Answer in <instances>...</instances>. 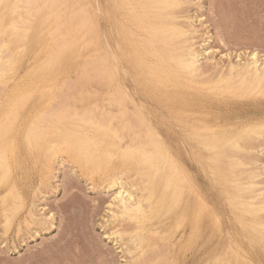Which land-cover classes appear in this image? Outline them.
<instances>
[{"label":"rangeland","instance_id":"rangeland-1","mask_svg":"<svg viewBox=\"0 0 264 264\" xmlns=\"http://www.w3.org/2000/svg\"><path fill=\"white\" fill-rule=\"evenodd\" d=\"M15 1H17V5H20L17 12L21 14L23 21L18 27H22V29L21 31L16 32L6 29L7 33H11V35L8 34V38L15 41L14 47L16 49L9 50V52L3 51V55L9 56L12 52L14 53L15 56L10 62L12 66L18 68L20 73L18 76L19 81H21L24 87L31 86L33 83L37 82L41 85H46L47 82L44 81H48L47 86H49L52 91L46 92V95L50 94L53 99L56 97L55 95H57V98L54 99V104H58V106L61 105L62 101L63 103L65 102L69 104L70 110L68 113L70 115L75 109H77L78 112H83L86 108V115L90 114L91 116L93 114L92 116H95V119L93 120H96L97 118L98 122L100 119L103 120L106 118L104 117L105 114L110 117L109 115L117 109V106L112 99V94L115 93V82L111 81L107 76L99 74L100 71L98 69L97 59L100 52L98 49L100 38H97L96 36L93 23L90 26L91 30L87 32L86 27L81 23V12L78 11L85 5L86 0H67V7L63 9L64 13H62L65 22L61 25H58L60 21L56 20L54 18L55 16L49 13V7L30 8L25 4V0H6L5 4H12V2ZM43 1L44 0H39L37 4L48 5ZM233 2L244 3L245 0H233ZM251 2L258 4V0H251ZM92 5L91 11L93 12V2ZM74 10H77V12L74 13ZM68 13L70 16L67 15ZM177 14L179 15V13ZM239 15L241 18V24L238 29L237 40L231 49L233 53L232 59H222V52L214 54L212 56L213 62L219 63L215 68V72V70L213 71L211 69L212 67L210 66V63L206 61V56H203L204 59L202 65L204 67L207 65L206 67H208L204 77L202 76L203 78H205V76L208 78H201L204 81L201 79H196L195 81L181 79L170 84L163 82L155 83L150 78V82L142 80L144 83L137 84L138 86H136L135 92L141 97V99H147L146 107L152 112L149 119L152 120L153 127L161 134L165 143L170 145L175 144L177 132L174 129L195 131L203 137L201 143H204V141H208L209 137H212L215 134L224 133L226 136H235L240 130H243L245 126L258 125L262 113L260 104L249 100L237 99L236 97L241 95L247 96L253 93L258 94L261 85H247L249 81L252 82V80H250L251 78L245 76L243 80V77L241 78L242 73L237 69L230 71L228 65L230 63L234 64L238 60H241V62L249 60V49L245 46L252 43L251 40L247 39L249 32H252L256 37L254 47L259 46L260 11L258 7L255 9L241 8L239 9ZM14 16L15 14L12 13L11 9L5 13L4 9L0 8V17L3 20L1 26L4 28L8 20ZM178 18H181V16ZM177 22H179V20ZM180 23H182V21ZM56 26L57 30H55ZM212 33L213 34L211 35H207L206 38L193 37L196 42L195 46L201 51L204 49L208 50L209 46H219L214 35V29L212 30ZM60 45H63V48L61 51H58ZM50 52L52 55L56 56L54 60H57L52 62V66L49 69L46 64ZM241 56L242 58H238ZM25 60L26 62L24 64ZM39 68H41L43 75L36 74V71ZM44 68L46 69L44 70ZM208 72L210 73L208 74ZM239 77L243 81L238 84V80L240 81ZM30 78H32V81ZM62 79L65 82L64 84H62ZM66 82L69 83V85L66 84ZM77 82L81 83L78 84ZM77 84L79 86H77ZM210 88L215 89V93L210 92ZM44 95L45 93L38 95L39 97L33 95L32 98L21 100L19 117L15 120L13 126L16 127L18 125L25 108L30 105L34 99L41 101L44 98ZM65 95L70 96L66 98ZM137 95H135L134 98H136ZM128 106L130 110L134 112L137 111L136 103L128 101ZM81 108L84 109L82 110ZM57 114L58 113L55 115ZM52 120V123L56 124L54 117ZM100 123L102 122L100 121ZM70 124L71 119H67L66 127L68 129L72 128ZM116 124H118L117 121ZM85 127L88 128L90 125H86ZM212 129H215L216 131L213 132L211 131ZM123 134H125V138L128 137V131H123L121 135ZM50 137L53 140L58 139L57 133L53 131H51ZM249 142V139L245 140L243 143L245 144L244 147H247ZM249 144L251 145V143ZM252 145L253 148L248 146L249 148L247 147V149L249 150H245L247 153L250 151L249 154L251 156L253 155L251 151L254 150L253 152L257 159L255 156H252V158L255 159L253 160L251 158L252 160H250L247 153L246 155H241L244 160L241 156L239 157L243 160L242 162L249 158L248 161L245 162L247 163L246 166L249 165V161H251V165L252 161L256 160V165L251 167L257 170L256 173L259 175V178H252L253 169L250 165L249 167H245L243 165L245 163L241 164V166H244L245 168L238 167L235 171L236 173L237 171L238 173H241L242 169L243 171L246 168L247 170L248 168L252 169L251 171L248 170L251 174L250 172H246L247 170L244 171L251 175L248 179H241L242 177L240 176L241 178L238 180H244L243 183H256L259 181L261 183V181H263L262 187H264V180L260 179L262 174L261 170L264 169V157L261 156L260 152L262 147L260 137L255 143L253 142ZM61 149H63V147H61ZM190 150L191 149L189 148V151ZM245 150L242 151V153L246 152ZM36 155L38 160H43L48 159L50 155H52V152H47L46 149L41 148L36 151ZM184 155L187 156V152H185ZM59 156H61L63 160L60 165L53 163V176L49 183L40 185V176L45 168L37 166L36 164L33 166V163V169L32 167L29 168L32 170L30 173L33 174L28 173L26 174L27 177L26 175L20 176V179L22 180L21 184H27V189L25 190L24 188L26 191V194L24 195L25 207L27 206V209H24L22 212L27 213L33 211L36 215L34 220L35 223H32L31 225L22 223V226L20 227L22 229L19 232L18 222H20V219L18 217H15L14 220L7 225L2 221L4 220L3 217L0 218V261H11L12 264H40V262H47L49 260L57 261L66 258L64 257V253L69 247L78 244L88 245L95 235V232L98 229L99 220L96 222V227H93L92 232L89 233L88 228L92 227V217L90 213H87L86 209L81 207L78 203H66L63 200L62 193L57 192L54 188L55 181L58 177L62 178L64 175H67L69 171L75 170L74 158L72 156L69 157L70 155L67 153H61ZM32 160L34 161V159H29L30 162H32ZM220 165L221 161L219 160L217 170L221 179L226 183L228 191L234 192V189L232 188L234 185L228 183L231 178L227 179L225 176L221 175ZM13 170V174L16 173L13 176L18 177V174L20 173L19 169L14 167ZM241 175H243L244 178V174ZM32 176L33 179H29L28 183L27 178ZM38 176L40 179L37 178ZM105 176L106 173L104 168L102 172L99 171L96 176L95 187H92L89 184V176L86 174L79 177V180L82 181V185L78 186H82L89 191L88 199L90 201H98L100 204H103L111 199V194H114L116 190L118 191V187L109 184L106 181ZM107 178L116 180L117 177L112 178L110 176ZM226 179L229 181L226 182ZM118 183L119 181H117V184ZM240 183H242V181ZM31 184L37 189V192L34 193V190H31ZM42 189L44 193L42 192ZM162 190H165V187H162V184H160L155 193H159ZM249 191L251 192L252 189ZM250 192H244L242 198L247 199L248 197L253 196ZM9 199L11 202L12 197H9ZM254 202L257 204V201ZM194 206V198L190 200L188 196H185L182 201L179 199L175 202L171 197V199H167V202L159 206L158 211L160 212V218L158 222L157 220L153 221L152 213L148 214L145 219L141 220L142 224L144 223L143 229L145 234V241L141 248H133V242L136 240V237L128 234L132 232V223L130 221L123 225H117V228L119 227L118 229L126 233L123 238L120 239L119 237H113L111 240L106 241V246L115 251L116 255L120 258L127 257L128 259L132 258L127 256V253L131 251L145 253V258L148 260L160 261L175 255L177 258L185 261V264H201L202 261L207 264L208 260L215 259L218 254H224L226 257L229 256L230 258H235L236 254L234 251H237V257L240 256L242 264H246V262L251 261L253 258H255L257 262L259 261V241L261 233L264 232V226H262L264 225V215L259 217L260 214L264 213L262 206L259 205V207H261L260 209L263 211L259 212L260 209L257 207L259 213L254 214L256 211L252 208V211L254 210L253 213L247 215L244 214L245 211L241 214L243 208L239 214V212L233 208V205H231L228 214L221 218V228L216 227L212 218H203L199 224L200 239L197 242L198 246L188 248L187 245L189 241L193 239L192 210ZM45 215L50 216L51 221L46 222L44 220ZM85 216L87 217L86 225L82 223ZM250 221L252 223L259 222L263 224L259 227L257 226L258 228L253 230L252 223H249ZM36 222H39V224ZM105 235H108V233H105ZM130 236H132L131 242L128 240ZM118 239L120 247L124 248L123 252L117 251ZM43 256L45 258H43Z\"/></svg>","mask_w":264,"mask_h":264},{"label":"bare ground","instance_id":"bare-ground-1","mask_svg":"<svg viewBox=\"0 0 264 264\" xmlns=\"http://www.w3.org/2000/svg\"><path fill=\"white\" fill-rule=\"evenodd\" d=\"M5 1L6 0H4V2ZM38 1L39 0H25V4L36 5ZM43 2L48 5H57L56 7H49V13L54 15L56 20L60 21L58 25H61L62 23L64 24V15H62V13H64L63 9L67 7V0H44ZM92 2L94 3L93 12L91 11V7L93 6ZM171 2H173V0H86L85 5L78 10L81 12V23L86 27L87 32L91 30L90 26L93 23L96 36L97 38H100L98 43V49L100 52L97 59L98 69L100 71L99 74L107 76L111 81L115 82V93L112 94V99L114 100L117 109L109 115L110 117H108L107 114H102L106 117L104 118L106 120L100 119L99 122L97 118L96 120H93L95 119V116L93 117V114L91 116L90 114L86 115L85 107V109L83 108V112H78L77 109H75L70 115L68 113L70 110L69 104L65 102L63 103L62 101L61 105L58 106V104H54V99L57 98V95H55L56 97L54 99L50 94L46 95V92L52 91L51 88L47 86L48 81H44L47 82L46 85H41L37 82L33 83L31 86L24 87L18 79V76L20 75L18 68L13 66V74L10 77L12 83L7 89L0 86V121L4 120L9 100L14 96L22 98L21 100L32 98L33 95L38 96L43 93H45L46 96L44 95V98L41 101L33 98L34 100L32 103L25 108L18 125L12 127L13 129L10 138L6 141H0V181H2V183H0V218L3 217L4 220L2 221H4V224L7 225L11 223L15 217H18L20 219V222H18V231L20 232L22 229L20 228L22 223L28 225L35 223L34 220L36 215L33 211L27 213L22 212L24 209H27V206L25 207L24 197L27 184H21L22 180L20 179V176L26 175L30 173V171L32 172L29 168L32 167L33 163V166L36 164L37 166L45 168L40 176V185L49 183L53 176V163L60 165L63 160V158L59 156L61 153H67L70 155L69 157L72 156L74 159L77 157L90 158L93 161L92 171L99 173V171L102 172L105 168V177L111 176L112 178L119 177L123 179L124 188L125 191L129 193L128 198L130 200L133 194H135V202L142 208L143 214L140 216L138 225L140 231L135 235L136 240L133 242V248H141L145 241L143 229L144 223L142 224L141 220L145 219L148 214L152 213L153 221L157 220L158 222L160 218V212L158 211L159 206L167 202V199H171V197L175 202L179 200L176 183L170 178V173L165 171L162 162L158 174L156 172H151L148 174L147 179L133 182V174L143 172V170L138 167L136 162L123 159L126 153L131 152H137L141 156L155 153V134H160L157 129L153 127L152 120L149 119L152 112L146 107L147 99H141V97L137 95L135 92L136 86H138L139 83H144L142 80L150 82V78L155 83L163 82L171 84L176 80L181 79L195 81L196 79L203 78L208 68L206 67L207 65L204 64V67L202 62H199L198 67L194 70H189L186 55L187 48L189 47V39H193V37L189 38L182 33L181 29L184 27L185 22L182 18H178L180 17V14L178 15V12L170 11L164 7L151 6L164 5ZM12 4H17V1L12 2ZM127 4L138 7H116V5ZM140 5H148L149 7H139ZM17 9L18 8L11 9L15 16L8 20L4 28L1 26L3 20L0 17V48L5 52L16 49L14 47L15 41L8 38V34L11 35V33H7L6 29L15 32L21 31L22 29V27L18 26L21 25L23 18L21 14L17 12ZM76 12L77 10L74 13ZM69 13L67 15H69ZM178 20L179 22H177ZM181 21L182 23H180ZM55 30H57V26ZM62 48L63 45H60L58 51H61ZM195 48L197 53L201 56L202 61L204 59L203 56H206V61L210 63V66L212 67L210 68L214 71L219 63L213 62V58L209 59V52L207 49L201 51L196 46ZM48 55V62L46 65L47 68L50 69L52 62L57 59L54 60L56 56L52 55L51 52ZM14 56L13 52L9 56H0V60L3 61V63L0 64V69L7 68L9 63H11L10 60ZM25 62L26 60L24 61V64ZM248 64L249 60L244 62L238 60L234 64L230 63L228 66L230 71L237 69L242 73L241 78L243 77V80L245 76H249L252 82L249 81L250 83L248 82L247 85H260V80L255 75L256 69L249 71ZM45 69L46 68H44V70ZM261 70L264 71V64L261 65ZM209 73L210 72H208V74ZM36 74L43 75L41 68L36 71ZM205 78L208 77L205 76ZM241 78L240 81L238 80V84L239 82L242 83L241 81L243 80ZM31 79L32 78H30V80ZM67 82L66 84L69 85ZM64 83L65 82L62 79V84ZM78 84L77 86H79ZM135 95H137L136 98H134ZM68 96L65 95L66 98H68ZM128 101L136 103V112L130 110ZM56 113L58 114L55 115ZM53 117L56 120V124L52 123ZM67 119H71V129L66 127ZM100 121L102 123H100ZM116 121L118 124H116ZM86 125H90V127L86 128ZM243 130H240L235 136H226L224 133L215 134L214 136L209 137L208 141H204V143L207 146L216 149V152L213 154L221 161V175L225 176L227 179L231 178L230 181L226 179V182L229 181L228 183L234 185L232 186L234 192L228 191L231 200L233 201V208L237 210L239 214L243 210L241 214L245 211L244 214L249 215L253 213L254 210L256 211L254 214L263 211L260 209L261 207H259V205L264 209V187H262L263 181H261V183L260 181L256 183L253 181V183H243L246 178L248 179L249 176H251L250 171L252 169V178H259V175L256 173L257 170L252 168L256 165V160L252 161L251 165V161L248 162L250 167L252 166V169L248 168L250 171H248L247 168L244 170H247L246 172H250V174L244 172L243 169L241 173L239 172L240 174L238 171L237 173L235 171L238 167H249V165L246 166L247 163L245 162H247L249 158L252 160V156H255L256 158V155L253 152L254 150L251 151V153H253L252 156L249 154L250 151L247 153L246 150H249L247 147H252V143H255L260 136L258 134L255 136H248L244 134ZM51 131L57 133L58 139H51ZM123 131H128L127 138H125V134L121 135ZM237 137H239L238 140L236 139ZM247 139H249L251 145L248 143V145L246 144L247 147H244L245 144L243 143ZM29 140L32 142L31 147L29 146ZM230 141H235L239 144V147H236L234 143H231ZM61 147H63V149H61ZM41 148L46 149L47 152H52V155H50L48 159L38 160L36 151ZM244 150L246 152L242 153ZM235 153L238 156H236ZM246 153L249 158L242 162L244 158L241 155H246ZM239 156H241L243 160H241V157ZM110 157L115 159L113 161L114 166L109 169L106 165ZM30 158L34 159V161L32 160V162H30ZM241 164L244 166H241ZM14 167L19 169L20 173L18 174V177L13 176L16 174H13ZM235 174L239 175L237 176ZM241 174H244V178ZM86 175L90 176L91 172ZM37 178H39V176ZM239 178L244 179H240L242 183L238 180ZM29 179H33V176L28 177L27 181ZM160 184H162V187H165V190L155 193ZM30 186L31 190H34V193L37 192V189L32 186V184ZM248 189H252L251 192L253 193ZM246 191L253 194V196L243 199V194ZM9 197H12L11 202ZM254 201H257V204H255ZM122 207L123 205H121V208ZM257 207L260 209H258L259 212L257 211ZM252 208L254 209L253 211ZM116 211L119 215L120 209H117ZM260 215L259 217H262L264 213ZM36 223L39 224V222ZM249 223L252 222L250 221ZM262 224L263 223L253 222L252 229L255 230V228L257 229ZM136 228L137 225L132 223V232L136 231ZM128 240L131 242L132 236H130ZM234 253L236 254L235 258H230L229 256H227V258L232 261V264H242L240 256L237 257V251H234ZM43 258L45 257L43 256Z\"/></svg>","mask_w":264,"mask_h":264},{"label":"snow or ice","instance_id":"snow-or-ice-1","mask_svg":"<svg viewBox=\"0 0 264 264\" xmlns=\"http://www.w3.org/2000/svg\"><path fill=\"white\" fill-rule=\"evenodd\" d=\"M57 5H28V7H56ZM152 7H164L170 11L178 12L184 20L182 33L189 37H207L211 35L214 29V35L218 42L217 47L209 46V59L214 54L223 53V59H232L233 53L231 49L237 40L238 29L241 24L239 9L259 8L260 11V30H259V46H255V35L249 32L247 39L252 43L245 45L249 49V64L248 70L256 69L255 75L260 80L259 93L251 95H241L237 99L249 100L258 102L262 108L261 119L258 125L246 126L243 130L248 136L259 135L262 145H264V71L261 70V65L264 64V0H258V4L245 0L244 3H236L233 0H173V2L164 5H151ZM20 7L17 4H5L4 0H0V8L4 9L5 13L10 9ZM116 7L133 8L135 5H116ZM139 7H149L148 5H140ZM195 40L189 39V47L187 48V66L189 70H194L198 67V63L202 62L201 56L195 48ZM3 55V49L0 48V56ZM238 58H242L238 57ZM3 61L0 60V64ZM13 74V66L9 63L5 69H0V86L8 88L12 83L10 77ZM210 92L215 93V89L210 88ZM21 106V98L13 97L7 105L6 116L0 121V141H6L10 138L14 122L19 117ZM167 126V125H165ZM177 132V139L174 145L164 142V138L160 134H155V153L145 154L141 156L137 152L126 153L123 157L126 161H133L138 164V167L143 172L133 174V182L141 179H147L148 174L156 172L158 174L160 164L162 162L165 171L170 173V178L175 181L177 195L182 201L185 196L190 200L194 198L195 206L193 208V239L189 241L187 247L192 248L198 246L199 224L205 217H210L214 220L216 227L221 228V218L228 214L229 207L232 205V200L229 195L226 183L221 179L217 166L219 159L213 153L216 149L201 143L203 137L195 131L174 129ZM211 131L215 132V129ZM237 140L239 137L236 138ZM236 147L239 144L235 141ZM29 146H32L29 140ZM182 146V147H181ZM189 148L191 149L189 151ZM261 156L264 157V146L261 147ZM187 152V156L184 153ZM115 158L110 157L106 167L112 168ZM74 171H69L62 178L58 177L55 181L54 188L57 192L62 193L63 200L68 204L78 203L86 209L92 217V227L88 228L89 233L93 227H96V222L99 220L98 229L95 232L91 242L88 245H75L69 247L64 255L66 258L57 261L49 260L40 262V264H185V261L177 258L175 255L168 259L155 261L145 258L143 252H128L127 256L131 259L120 258L116 252L106 246V241L113 237L120 239L126 234L117 228V225H123L128 221L137 225L136 231L128 233L135 236L139 231V220L143 214L142 208L135 202V194L131 200L128 198L129 193L125 191L124 181L117 177L116 180L105 178L109 184L116 185L118 191L111 194L109 201L100 204L98 201H90L89 191L84 189L82 181L79 177L91 172L89 176V184L92 187L96 185L97 172L92 171L93 161L90 158L77 157L74 159ZM103 167V166H102ZM261 180H264V169L261 170ZM117 180L119 183L117 184ZM2 183V181H0ZM130 190V189H129ZM121 205L123 207L121 208ZM117 209H120L119 215ZM44 220L51 221V217L45 215ZM87 217L85 216L82 223L86 225ZM108 233V235H105ZM260 259L257 262L255 258L246 264H264V232L261 233L259 241ZM117 251L123 252L124 248L120 247L119 239L117 240ZM0 264H12L11 261H0ZM205 264V262H201ZM207 264H232L224 254H218L215 259L208 260Z\"/></svg>","mask_w":264,"mask_h":264}]
</instances>
